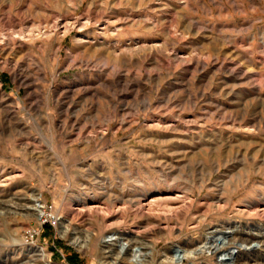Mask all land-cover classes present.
<instances>
[{
	"label": "rangeland",
	"instance_id": "374dc122",
	"mask_svg": "<svg viewBox=\"0 0 264 264\" xmlns=\"http://www.w3.org/2000/svg\"><path fill=\"white\" fill-rule=\"evenodd\" d=\"M168 190L196 217L222 196L207 224H264L243 211L264 204V0H0V264H116L94 237L127 246V200ZM192 222L150 239L213 253ZM241 244L232 263L264 264Z\"/></svg>",
	"mask_w": 264,
	"mask_h": 264
},
{
	"label": "bare ground",
	"instance_id": "6f19581e",
	"mask_svg": "<svg viewBox=\"0 0 264 264\" xmlns=\"http://www.w3.org/2000/svg\"><path fill=\"white\" fill-rule=\"evenodd\" d=\"M69 23V21L65 22L64 28L67 29ZM58 26L59 24H56L53 27L57 28ZM19 33L22 34L23 31ZM149 193L151 192L143 191L133 198H130L127 200L125 208L122 209V216H128L129 213H132L134 216L140 218L136 228L131 233L124 232L122 234L126 235L127 246L125 243H122L121 246L118 247L111 241V237L114 234L119 233L117 231L113 232V230H111L109 233L112 234L107 235L103 240L97 235L94 237L95 248L103 252L109 250L114 253L117 256L115 261L116 264L120 262L124 250L125 254H128L132 258H136L135 261L137 263L135 264H153L154 262H157V264H212L210 261L215 257H217L216 264H239V262H232L234 261L236 253L241 251V248H244L249 252L255 249L252 244H241L240 246H236L239 239L254 240L258 241V244H264V224L262 225L260 222H246L244 225H238L237 222L231 220L229 223L230 226H228L229 229L222 228V226L219 225L206 223L209 216V214H207L210 210L209 207L215 205L218 209L221 208L220 203L223 200L222 196L216 195L215 197H212L214 203H208V207L205 208L202 214H199L201 216L196 217L194 215H197L196 213L198 211H191L192 200L187 192L182 190H168L158 191L151 194ZM40 200L41 195H37L34 199V203L30 206H26L23 210L27 209L28 211H31L29 212L30 214L33 213L36 217L40 218V216L45 213L43 205L41 206L37 202ZM247 207V209L242 210H254L264 218V204L251 202ZM100 209V205L97 201H91L83 202L74 206L71 212L77 216L81 215L85 218L91 213V211L99 213ZM0 213H3L1 207ZM19 213L23 215L25 214V212L21 211ZM188 218L193 220L192 224L195 225V229L198 230L199 238H203L207 243H212V249H214L213 253L202 250L200 246H197L196 248L195 246L192 247L190 243L172 244L161 250L158 248L159 240L150 239L153 230L160 234L171 235L175 228L174 224H180L182 227L184 226L183 222ZM67 226L68 225H63V227H65L63 231L65 235L69 233V227ZM254 229H257L256 233L253 231ZM223 243H226L227 245L221 247V244ZM180 249H182L181 252ZM41 250L44 251L43 248ZM235 250L238 251L235 252Z\"/></svg>",
	"mask_w": 264,
	"mask_h": 264
},
{
	"label": "built area",
	"instance_id": "2783aa9c",
	"mask_svg": "<svg viewBox=\"0 0 264 264\" xmlns=\"http://www.w3.org/2000/svg\"><path fill=\"white\" fill-rule=\"evenodd\" d=\"M39 219H40V221H39L40 225H42L45 222H47L48 221V217L46 215V212L43 215H41Z\"/></svg>",
	"mask_w": 264,
	"mask_h": 264
}]
</instances>
